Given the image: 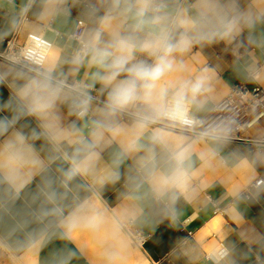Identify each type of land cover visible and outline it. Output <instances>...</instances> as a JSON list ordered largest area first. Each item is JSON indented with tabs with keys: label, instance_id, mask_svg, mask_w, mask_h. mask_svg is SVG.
Returning a JSON list of instances; mask_svg holds the SVG:
<instances>
[{
	"label": "clouds",
	"instance_id": "9594fccd",
	"mask_svg": "<svg viewBox=\"0 0 264 264\" xmlns=\"http://www.w3.org/2000/svg\"><path fill=\"white\" fill-rule=\"evenodd\" d=\"M221 44L239 85L194 59ZM247 85L264 87V0H0V255L87 234L92 264H141L144 237L215 174L236 177L226 206L243 219L264 200V98ZM238 241L177 237L167 255L264 264V232Z\"/></svg>",
	"mask_w": 264,
	"mask_h": 264
},
{
	"label": "crops",
	"instance_id": "0c3cea01",
	"mask_svg": "<svg viewBox=\"0 0 264 264\" xmlns=\"http://www.w3.org/2000/svg\"><path fill=\"white\" fill-rule=\"evenodd\" d=\"M194 59H203L210 65L221 66L222 77L226 82L233 85L240 83L235 79L230 68L233 55L226 52L222 44L199 50ZM247 87L253 89L260 86L247 85ZM6 97L7 93L0 88V98ZM261 122L264 123V120ZM242 142L237 141V143ZM235 179V176L223 174L206 177L201 182L203 190L201 198L198 201L181 203L175 228L161 224L157 226L154 237H150V234L145 236L146 242L140 252L141 264H210L206 255L199 260L188 261L173 259L167 254L177 237L206 253L222 242L238 243L240 234L248 230L264 232V200L260 204L241 206L243 219L234 211L230 212L226 206L225 190L227 185L235 182ZM107 198L113 199L112 190L107 192ZM61 247L78 252L71 264H92L91 254L94 253V243L87 234L77 236L74 242L56 241L39 252L38 256L25 255L21 264H36L37 259L40 264H45L52 251ZM80 248L85 249L83 254L79 253ZM0 264H13V262L6 256L0 255Z\"/></svg>",
	"mask_w": 264,
	"mask_h": 264
},
{
	"label": "built area",
	"instance_id": "2783aa9c",
	"mask_svg": "<svg viewBox=\"0 0 264 264\" xmlns=\"http://www.w3.org/2000/svg\"><path fill=\"white\" fill-rule=\"evenodd\" d=\"M236 85H239V84H236ZM246 87H247V86H246ZM247 88H248V87H247ZM248 92H249L250 94H252V95H255V96H258V97L264 98V89L261 88V87H256V88H253V89H249V88H248ZM245 139H246V137H245L243 134H241V135H240V140H238V141H243V140H245ZM144 239H146V237H144ZM145 242H146V241H141V243H142V250H143V246H144ZM206 258H207V256H206ZM207 259H208V258H207Z\"/></svg>",
	"mask_w": 264,
	"mask_h": 264
}]
</instances>
